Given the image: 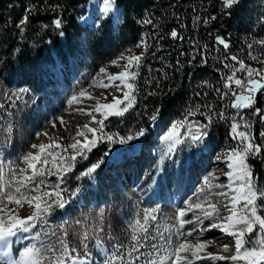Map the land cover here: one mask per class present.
<instances>
[{"label":"rangeland","instance_id":"obj_1","mask_svg":"<svg viewBox=\"0 0 264 264\" xmlns=\"http://www.w3.org/2000/svg\"><path fill=\"white\" fill-rule=\"evenodd\" d=\"M226 1L227 7L230 6L226 7V13L229 12L232 22L238 25L237 35L247 43L250 35L259 36L262 33L264 41V0ZM105 3L106 0H92L86 6V15L80 21L83 27L81 41L75 44L73 54L66 60L56 58L53 63L43 65L41 79L32 78L36 90L31 86L14 87L20 81L16 75L21 74V70L15 68L21 65L14 64V67L0 61V73L3 74H0V209H3L0 217L7 220L9 213L20 218L26 217L34 211L28 199L39 194L36 189L51 192L55 185H59L65 207L68 206L67 210L65 207H57L54 196L52 201H47L52 203V210L44 214L47 225L38 224L32 232H17L16 236L10 237L11 252L8 255L3 243H0V264L19 261L23 250L33 244L39 250L42 264H56L57 258L61 256V241L67 243L70 249H75L71 255L79 254L81 259L88 254L98 256L99 251L101 259L93 260L96 264H110V261L112 264H127L129 260H134L135 264L153 260L156 264H176L174 258L165 257H169L184 242L190 245L199 242L205 247L199 251L201 259H197L191 252L182 253L184 259L179 264H246L245 260L234 262L227 259L235 254V238L216 233L209 236V232L204 230L214 220L205 218L204 212L196 208L200 204L202 209L211 211L210 206L216 205L221 217L230 215L226 206H232L231 196L234 193L227 185L237 186L227 175L229 172L234 175L235 171L229 167V155L241 147L237 133L233 132V136H229L230 127L229 139L225 140L214 136L212 119H207L212 123L206 124L211 127L210 134L208 128L198 127L200 124L195 122L193 128L188 127L182 133L179 143L174 140L165 141L164 138L160 142L153 139L146 143L145 137L143 142L140 139L144 135H136L131 141L120 143L114 157L108 153L96 157L94 164L101 160L103 162L90 176L83 175L89 167V158L83 160L78 157L77 162H70L74 164L70 172H57V166L67 167L65 160L72 153L71 149L63 152L62 148L74 143L75 139L83 142L84 138L78 136L81 130L91 139L92 134L87 133L84 126L97 128V122L105 120V110L96 112V106L114 103L125 92L120 93L121 80H111L110 77L124 71L126 59L109 65L103 72L85 68V61H89L86 30L97 17L110 15L116 21L121 15L120 8L116 6L106 12ZM136 51L125 47L126 54L123 57L133 56ZM12 68L16 71H12ZM10 74L14 78H10ZM234 87L236 85L233 81L231 89ZM74 96L77 97L76 102L72 100ZM231 108L229 117L234 119L235 110ZM242 109H237V112L253 113ZM164 121H169L168 115L158 121L159 127H165ZM196 134L201 139L193 141L192 136ZM138 140L143 148L142 156L130 157L131 153L136 154L137 151L128 147ZM50 143L62 146L61 149L54 147L49 150L54 155L59 153L55 166L53 156L45 154L43 159H47L48 163L37 164L43 170V175L33 177L24 156L29 152L38 154L39 150L33 148V144ZM169 144L173 145L171 151ZM121 155L123 159H120ZM138 159L139 163H135ZM260 163H264L263 156ZM262 168L259 177L252 168L258 188H264V165ZM21 170L26 171L22 173ZM22 175L31 177L30 181L20 186L27 198L23 200V207L7 198L8 195L20 198L16 187L17 179L22 178ZM61 176H64L63 180ZM221 193L227 195L222 196ZM192 197H195V202L189 204ZM242 204L243 201L236 206L237 212L241 210ZM145 209H155L153 214L156 219L149 221L148 239L142 240L144 246L129 257L128 252L133 243L132 225L137 219L143 221ZM180 212H184L185 216L180 217ZM181 220L186 221L183 226ZM36 232L40 233L39 240L35 239ZM140 235L143 237L144 234ZM225 244L229 246V252L223 251ZM220 255L226 259H212ZM119 256H123V260L118 259Z\"/></svg>","mask_w":264,"mask_h":264},{"label":"trees","instance_id":"obj_2","mask_svg":"<svg viewBox=\"0 0 264 264\" xmlns=\"http://www.w3.org/2000/svg\"><path fill=\"white\" fill-rule=\"evenodd\" d=\"M91 1L0 0V61L14 67L21 65L15 68L21 70V74L16 75L20 81L14 87L31 86L36 90L32 78L41 79L43 65L53 63L56 58L66 60L73 54L75 44L83 35L80 21ZM115 6L121 10L116 21L110 15L97 17L85 32L89 56L85 68L103 72L109 65L123 60L125 47L138 50L133 56H141L139 75L135 79L128 78L135 86V103L123 116L109 115L104 120L102 131L109 136L115 134L114 141L98 142L88 154L89 167L103 153L114 157L119 139L135 137L143 129L146 143L153 139L160 142L176 118L184 121L180 127H185L188 113H208L211 103H215L216 112L223 114V121L220 126H214L213 134L218 139H227L231 109L223 99L217 104L212 89L215 75L210 68L201 66L203 46H212L216 34L230 35L231 40L242 42L236 31L238 25L232 22L230 13H226L227 1L116 0ZM25 17L27 21L22 25ZM56 19L62 20V28L55 27ZM173 31L178 33L176 39L172 38ZM220 51L229 54V49L222 46ZM211 54L213 56V50ZM10 78H14L12 74ZM123 91L129 89L121 81L120 93ZM155 110L159 111V117L152 121L150 116ZM167 115L169 121H164L165 127H159L158 121ZM261 158L262 152L249 157V166L260 170Z\"/></svg>","mask_w":264,"mask_h":264},{"label":"snow or ice","instance_id":"obj_3","mask_svg":"<svg viewBox=\"0 0 264 264\" xmlns=\"http://www.w3.org/2000/svg\"><path fill=\"white\" fill-rule=\"evenodd\" d=\"M229 3L232 0H228ZM116 4V0H106L105 3V11H110ZM27 17L23 18L21 24L23 25L26 23ZM145 23H150V21H144ZM62 20L56 19L54 21V25L57 29L62 28ZM63 33H61L62 35ZM173 37L177 36V33L173 31L171 33ZM218 42L224 46V48H228L229 45L225 43L223 39L218 38ZM259 43H264V41H260ZM145 49L147 45H144ZM121 59H126L127 64L124 66V71L120 72L118 75L111 76V80H121L124 82L125 87L129 89V91H125L123 93V99H115L114 103L111 104H102L97 105L95 108L96 112H100L102 109L104 111L105 119L109 115L112 116H123L124 113L128 112L135 103L134 98V91L135 86L132 83L128 82V78L135 79L136 76L139 75L140 70V61L141 56H128V57H121ZM231 60L238 61L236 56H232ZM205 63L207 61H204ZM239 67L225 65V67H230L231 75L227 76V80L229 84V90L231 91V83L234 81L235 85L238 86L242 92L241 94L237 95L235 92L232 95L235 97V101L232 103L233 108H252L253 104L258 102V98L253 96V93H259L260 95H264V92L260 90H264V83H261V80H264V73H261L253 68H248L242 61H238ZM135 69V70H133ZM238 71L246 72L248 79L246 81L242 79H236L235 74ZM254 76H260V80L254 79ZM83 95V93L81 94ZM73 102H76L77 97L72 98ZM125 101L127 102L125 104ZM121 105H125L121 108ZM255 111V109H253ZM89 115H92L89 113ZM261 118L264 119V112L260 113ZM159 117V111L155 110L150 116L152 121H156ZM93 121L95 122V116H93ZM63 123V121H61ZM99 124V129L89 127L85 125L84 128L87 133L92 134V138L90 139L84 130L78 132L79 137H83V142L80 139H75V142L71 145L62 148V146L58 143H50V144H33V148H38V154H33L32 152L27 153L24 156V161L28 165V168L32 170V176L43 175V170L37 167L38 163L47 164V159H43L45 154L48 156H53V163L55 166V160L59 156V153L53 154V152L49 151L52 148L61 149L63 152H67L69 149L72 150V153L67 157L65 163L67 167L59 168L57 166V172H70L72 167L74 166L73 163L70 162H77L78 157L83 160H87L88 154L95 148L99 141L103 139H107L109 142L114 141L115 134L109 136L106 135L102 129L105 127L104 120H100L97 122ZM185 123L184 121H177L173 123L170 127V131L164 137L165 141L174 140L175 137L179 135L178 128L181 124ZM249 125H245L248 127ZM237 124H232V131L237 133ZM99 132V135L97 133ZM242 139V145L239 149H234L229 155V159L231 163L229 164L230 168H234L235 176L232 172L227 173L230 179L233 180L235 183L239 181L238 187H233L231 184L227 185L234 193L231 196L232 206L229 208L226 206L227 210L230 212V215L225 217H221L219 215L218 209L216 205H211V211L202 209L200 204L196 205V208L201 209L204 212V216L207 219H213L214 222L212 223V228L221 229L223 232L227 233V235L234 237V244L233 247L235 249V254L227 257L231 261H239L245 260L247 264H264V188H258L257 182L254 178V174L252 168L247 163L249 157H256L258 154L261 153L262 148L264 145L255 144L251 141L249 136L241 131L237 133ZM46 135V134H45ZM135 135H144V130L140 129ZM264 136V133H261ZM133 135H129L123 139H119L118 143H127L133 139ZM193 141H198L201 139L199 134L192 136ZM247 140L248 143L244 144L243 141ZM176 143H179L176 140ZM173 145L169 144V151H171ZM103 161H99L92 166L88 167L87 171L83 173L84 176H90L95 170L100 166V163ZM22 173L26 170H21ZM61 180L64 179V176L60 177ZM31 177L27 175H22V178L17 179L18 186L16 187V193L20 194V198H17L14 195H8V200L15 203L18 206L23 207V200L27 199L24 194L21 192V187L26 182L30 181ZM36 191L39 193L28 199V203L32 205L34 211L28 214L24 218H20L18 215H14L9 213L8 219L5 220L3 217H0V243L6 244L10 237L16 236L17 232H24L29 233L32 232L33 229L37 227V225H47V219L45 218L44 214L49 213L52 210V203H48L47 201H52L53 196L55 197V205L59 208L65 207V201L61 196V192L59 190V185L53 186V191H42L41 189L37 188ZM222 196H226L227 193H221ZM259 200V202H258ZM243 201L241 205V211L237 212V205ZM3 211V209H0ZM145 214L143 217V221L137 219L132 225V245L131 250L128 252V256L131 257L133 253L139 252L140 248L143 247L142 240L148 239V231H149V221L155 220L156 216L153 214L156 212L155 209H145ZM180 217H184L185 213L180 212ZM219 221V222H215ZM190 223V221H187ZM186 223V221L181 220V226ZM140 233H143V237H141ZM255 233V236H253ZM186 235L190 236L191 233H187ZM247 237V238H246ZM35 239H40V233L36 232ZM87 239V236H85ZM62 249H61V256L57 258L56 264H66L68 259H71V253L75 251V249H70L69 245L64 241H61ZM247 245V246H246ZM205 245L203 243H197L196 245H190L187 242L180 243L174 251L171 253L169 257H165V259L174 258L176 264L184 259L182 257V253L191 252L193 256L197 259H201L202 257L199 255V251L203 249ZM224 252H229L230 248L227 244L223 247ZM120 260H123V256L117 257ZM212 259L217 260H225L226 257L223 255L212 257ZM12 264H42L41 259L39 258V250L36 248V245L33 244L29 247H26L23 252L20 254L19 261H13ZM51 264V262H50ZM73 264L75 262L73 261ZM110 264L112 262L110 261ZM127 264H135L134 260H129ZM145 264H156V261H145Z\"/></svg>","mask_w":264,"mask_h":264},{"label":"built area","instance_id":"obj_4","mask_svg":"<svg viewBox=\"0 0 264 264\" xmlns=\"http://www.w3.org/2000/svg\"><path fill=\"white\" fill-rule=\"evenodd\" d=\"M177 37H178V33L176 37L172 36V38L174 39H176ZM217 38H223L225 42L229 43L230 45L229 54L220 53V46L222 45L217 42ZM240 40L242 39L240 38ZM260 41H263L262 36H250L249 39H247V43H245L243 40L240 43V41L238 40L237 41L231 40L230 35L222 36L216 34L214 40L212 41V46H210L209 44H204L201 52V59H202L201 66L210 68L211 73L215 75V82L212 89L217 104L218 102H220V100L224 99L226 85H227V76L232 74L230 67H225V65H230V66L234 65L238 68L239 67L238 61H242L246 65V67L253 68L261 73H264V43H259ZM212 50L214 51L213 56L211 54ZM232 56H236L238 58V61L231 60ZM204 61L207 62L205 63ZM235 78L242 79L244 81L248 79L247 73L242 71H238L235 74ZM253 78L260 80V76H254ZM261 83H264V80H261ZM260 91L264 92V90H260ZM241 92L242 90L238 86H236L235 93L239 95L241 94ZM253 96L258 98V102L253 104V109H255V111H253L252 114H240L237 112V108H235L233 124L235 123L238 125L237 133L243 131L249 136V138L253 143L264 145V136L261 135V133H264V119H262L260 115L261 112H264V95H260L259 93H253ZM211 104L212 106L210 107V111L208 113L199 112L193 114L186 112L188 113L187 125L186 127L178 128L179 136H181L183 132L185 133L188 127L193 128V126H195L196 123L200 124V125L197 124L198 127L208 128V132H209L208 134H210L211 127H207L206 124L212 122L208 121L207 119L213 120L214 125H212V128L214 126H220L221 122L223 121V114L219 111L216 112L215 103H211ZM177 121H179V118H176L175 122ZM245 125H249V126L245 127ZM243 143L246 144L248 143V141L244 140ZM241 145H242V139H241ZM261 152L264 162V148H262ZM262 164L264 165V163ZM262 164H260V168H261L260 170L254 169V172L258 173V177L263 169ZM258 214H264V213H258ZM113 264H117V263H113Z\"/></svg>","mask_w":264,"mask_h":264},{"label":"bare ground","instance_id":"obj_5","mask_svg":"<svg viewBox=\"0 0 264 264\" xmlns=\"http://www.w3.org/2000/svg\"><path fill=\"white\" fill-rule=\"evenodd\" d=\"M223 47V46H222ZM224 48V47H223ZM224 49H229V47L228 48H224ZM229 84V83H228ZM227 84V85H228ZM226 85V90H225V96H224V99L223 100H225V102H226V106H228V107H230V109H232L231 107V105H232V103L235 101V97L232 95V93L233 92H235L236 91V87H234V89L232 88L231 89V91L229 90V87ZM232 97V99H230L229 97ZM243 107H241V109H242ZM234 110H235V108H233ZM249 110V112L250 111H253V106H252V108H245V110ZM243 110V109H242ZM233 111V110H232ZM245 113V112H244ZM233 120L234 119H232V117H231V122H230V133H229V136H233V131H232V124H233ZM167 134V133H166ZM166 134L163 136V138L166 136ZM144 138V136L142 137H140V139H141V141H142V139ZM145 139V138H144ZM179 139H180V136L178 135L177 137H175V139H174V141L176 142V140H178L179 141ZM229 139V138H228ZM141 141H140V143H139V140L138 141H136V142H134V143H132V144H130L129 145V147H128V149H132V150H134L135 152L137 151H139V149L141 148L140 146H141ZM136 152V153H137ZM234 176H235V171H234ZM239 181H236V186L238 187L239 186ZM197 201V200H196ZM195 202V197H192V198H190L189 199V204H193ZM241 211V210H240ZM240 211H238V212H240ZM204 232H209L208 234H209V236H211V235H213L214 233H216V235H219L220 233H222L223 231L221 230V229H215V228H212V225L210 226V227H207V228H205V230H204ZM205 234V233H204ZM221 235H225L226 237H228V235H227V233H225V232H223ZM3 246H4V248L6 249V251H7V255L11 252V241L8 239V241H7V243L6 244H2ZM75 264H89L85 259L83 260H79V261H77V262H75Z\"/></svg>","mask_w":264,"mask_h":264},{"label":"water","instance_id":"obj_6","mask_svg":"<svg viewBox=\"0 0 264 264\" xmlns=\"http://www.w3.org/2000/svg\"><path fill=\"white\" fill-rule=\"evenodd\" d=\"M219 39H223V38H219ZM224 40V39H223ZM225 41V40H224ZM217 42H218V38H217ZM219 43V42H218ZM227 43V42H225ZM229 45V43H227ZM222 45V44H221ZM223 46V45H222ZM230 46V45H229ZM224 47V46H223ZM259 114V113H258Z\"/></svg>","mask_w":264,"mask_h":264}]
</instances>
